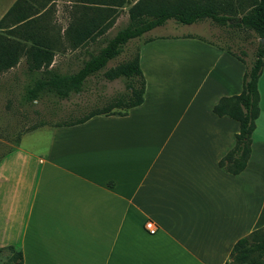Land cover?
<instances>
[{"label": "crops", "instance_id": "crops-1", "mask_svg": "<svg viewBox=\"0 0 264 264\" xmlns=\"http://www.w3.org/2000/svg\"><path fill=\"white\" fill-rule=\"evenodd\" d=\"M16 1L0 0V21ZM53 15L38 25L55 27ZM14 28L6 19L0 34L30 46L28 32L9 34ZM196 37L143 40L144 102L126 116L40 129L47 133L41 151L30 154L25 205L16 196L0 212V249L21 252L23 264H226L239 240L264 228V67L252 153L232 175L219 162L240 125L213 108L242 92L246 66ZM60 49H52L51 68ZM21 61L31 73L25 57L16 67ZM18 167L13 151L0 161L2 189L20 186ZM148 221L156 234L145 230Z\"/></svg>", "mask_w": 264, "mask_h": 264}, {"label": "trees", "instance_id": "trees-1", "mask_svg": "<svg viewBox=\"0 0 264 264\" xmlns=\"http://www.w3.org/2000/svg\"><path fill=\"white\" fill-rule=\"evenodd\" d=\"M42 1V6L36 8L30 0H17L0 21L1 26L6 19L11 20L15 28L9 34L20 29L28 32L27 41L31 42L30 46L27 42L15 41L0 34V73L16 67L25 57L31 73L37 74L28 90L27 101L30 102L50 95L59 100H67L74 94L81 96L87 91L90 79L105 70L107 64L117 58L131 40L142 39L145 34L164 26L168 21L192 25L209 19L219 26L253 32L259 39V44L250 64L229 48L226 49L246 66L242 92L236 96L221 98L213 108L217 116H228L240 125L235 145L220 160V168L232 175H238L246 169L252 153V134L260 113L258 81L264 67V0H240L238 11L233 10L232 6L231 9L228 8V4L217 3V0L202 3L197 0H135L132 3L128 0H77L82 5L79 8L81 13L69 24L64 34L71 49L83 47L105 34L114 23V19L109 20V12L114 8L130 5L129 23L98 54L84 62L78 72L71 75H62L54 67L51 68L55 57L52 49L56 42L49 40L44 43L41 40L50 38L49 33L53 27L38 23L50 12L52 5L48 9L46 7L53 0ZM36 25L40 31L34 30L33 26ZM151 41L152 39H146L144 43ZM104 77L108 81L125 78L127 93L114 98L101 109L91 108L82 117L61 122L54 127L80 125L99 115L126 116L129 110L143 104L146 83L140 67L139 50L128 62L106 70ZM14 264H23L21 252L15 254ZM226 264H264V228L239 240Z\"/></svg>", "mask_w": 264, "mask_h": 264}, {"label": "rangeland", "instance_id": "rangeland-1", "mask_svg": "<svg viewBox=\"0 0 264 264\" xmlns=\"http://www.w3.org/2000/svg\"><path fill=\"white\" fill-rule=\"evenodd\" d=\"M128 1L132 3L135 0ZM197 1L202 3L206 0ZM216 2L228 4V8L232 6L235 11L239 10L240 0H217ZM39 3L41 5L44 1L39 0ZM51 5L50 11L54 12L56 25L50 30L52 32L50 38L56 42L55 47L61 48L60 54L55 58L54 68L62 75L78 72L84 62L89 60L92 55L98 54L108 41L129 23L130 5L124 8H114L109 12V20L114 19V23L105 34L76 50L71 48V50H67L70 45L64 34L69 24L81 13L79 8L82 5L77 3V0H59L56 4ZM62 31H64L63 36ZM185 35L202 37L225 48L223 49L225 51L229 48L236 55L241 56L247 64H250L254 59L259 44V39L253 32L219 26L209 19L192 25L168 21L164 27L150 31L142 39L131 40L124 47L123 52L107 64L105 70L90 79L84 94L81 96L74 94L67 100H59L50 95L38 101H27L28 90L33 85L37 74L29 73L24 61H21L14 70L0 73V161L13 151L16 163L19 164L14 179L18 178V175H21L19 180L22 179L20 186V181L16 186L12 181V184L8 185L6 189L0 187V212L13 208V200L16 196L23 198V203H20V206L25 205L24 202L30 194L33 179L29 167L33 160L30 154L36 155L41 151L47 133L46 130L40 129L52 128L61 122L82 117L91 108L101 109L114 98L126 94L127 80L120 78L108 81L104 77V72L133 58L145 38L153 36L182 37ZM261 86H264V75ZM14 146L17 147L14 148ZM15 253L9 249H0V264H14Z\"/></svg>", "mask_w": 264, "mask_h": 264}, {"label": "built area", "instance_id": "built-area-1", "mask_svg": "<svg viewBox=\"0 0 264 264\" xmlns=\"http://www.w3.org/2000/svg\"><path fill=\"white\" fill-rule=\"evenodd\" d=\"M144 227H145V230L151 235L156 234L158 231L155 224L150 221L146 222Z\"/></svg>", "mask_w": 264, "mask_h": 264}]
</instances>
